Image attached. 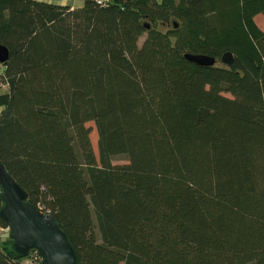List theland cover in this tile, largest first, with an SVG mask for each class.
<instances>
[{"label":"trees","instance_id":"1","mask_svg":"<svg viewBox=\"0 0 264 264\" xmlns=\"http://www.w3.org/2000/svg\"><path fill=\"white\" fill-rule=\"evenodd\" d=\"M258 14L264 0H0V163L77 264H264ZM8 232L0 264H26Z\"/></svg>","mask_w":264,"mask_h":264},{"label":"water","instance_id":"2","mask_svg":"<svg viewBox=\"0 0 264 264\" xmlns=\"http://www.w3.org/2000/svg\"><path fill=\"white\" fill-rule=\"evenodd\" d=\"M8 50L0 44V63L8 58ZM185 58L201 66L214 65V57L204 54H185ZM231 52L220 57L224 65L232 64ZM0 217L8 226L7 250L16 258H25L34 252L41 258L39 264H77L75 250L58 221L26 199V193L0 163Z\"/></svg>","mask_w":264,"mask_h":264},{"label":"rangeland","instance_id":"3","mask_svg":"<svg viewBox=\"0 0 264 264\" xmlns=\"http://www.w3.org/2000/svg\"><path fill=\"white\" fill-rule=\"evenodd\" d=\"M76 1H78V2H84V0H76ZM255 22H256V24L258 25V27L261 29V30H263L264 31V16L263 15H261V14H258V15H256L255 16ZM143 37L144 36H142L140 39H139V43L143 40ZM2 92H5V88L4 87H0V93H2ZM227 96H229V94L227 95ZM0 110H1V107H0ZM88 125H91V129H92V131H91V138H92V140H93V146H94V150H96V147H95V145H94V142H95V134H94V131H93V127H92V123H89ZM126 162V160H125V158H123L122 156H119V157H116L114 160H113V163H125ZM0 232L1 233H3V234H5V233H7L8 232V229H1L0 230ZM23 261H24V263H26V264H38L37 263V259L35 258V257H25L24 259H23Z\"/></svg>","mask_w":264,"mask_h":264},{"label":"crops","instance_id":"4","mask_svg":"<svg viewBox=\"0 0 264 264\" xmlns=\"http://www.w3.org/2000/svg\"><path fill=\"white\" fill-rule=\"evenodd\" d=\"M48 3H53V4H59V5H70L71 7H79L83 4V2H78L76 0H40ZM6 90V87L3 86Z\"/></svg>","mask_w":264,"mask_h":264},{"label":"built area","instance_id":"5","mask_svg":"<svg viewBox=\"0 0 264 264\" xmlns=\"http://www.w3.org/2000/svg\"><path fill=\"white\" fill-rule=\"evenodd\" d=\"M97 3L104 4L105 0H96ZM3 73V65L0 63V75ZM39 256V255H38Z\"/></svg>","mask_w":264,"mask_h":264}]
</instances>
